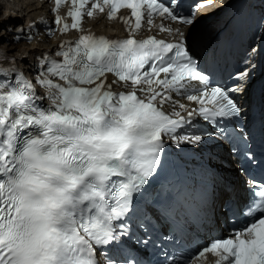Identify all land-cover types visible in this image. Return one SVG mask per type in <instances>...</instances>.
Masks as SVG:
<instances>
[{
    "label": "snow or ice",
    "instance_id": "1",
    "mask_svg": "<svg viewBox=\"0 0 264 264\" xmlns=\"http://www.w3.org/2000/svg\"><path fill=\"white\" fill-rule=\"evenodd\" d=\"M171 2L71 0V24L59 14L54 23L60 32L79 31L77 39L42 52L28 70L5 54L0 62V264H142L125 254L129 249L146 255L152 249L164 264H203L207 254L215 257L214 264H264V183L254 181H248L246 198L227 203L234 217L228 235L209 238L195 254L191 251L190 229L198 231L207 217L204 178L179 166L168 175L166 144L171 140L183 152L181 145L234 140L235 126L243 120L234 94L244 88L211 86L215 81L190 54L179 27L160 25L171 41L136 38L145 15L150 28L155 15L194 25L195 14H180ZM65 3L55 0L53 11ZM125 8L131 10L120 17L129 25L127 38L85 31V15L99 12L115 19ZM35 27L34 21L27 31ZM14 39L33 35L19 30ZM27 71L39 78L29 79ZM108 74L115 79L108 82ZM239 76L243 83L245 74ZM193 82L199 87L192 88ZM114 84L126 90L114 91ZM37 85L46 93L38 94ZM174 95L196 107L173 100ZM169 102L179 110L165 112ZM197 118L213 130L181 135ZM170 248L183 251L170 256Z\"/></svg>",
    "mask_w": 264,
    "mask_h": 264
},
{
    "label": "bare ground",
    "instance_id": "2",
    "mask_svg": "<svg viewBox=\"0 0 264 264\" xmlns=\"http://www.w3.org/2000/svg\"><path fill=\"white\" fill-rule=\"evenodd\" d=\"M234 0H216V2L204 9L200 10L197 15V20L191 27H186L177 22H171L167 18L163 17H153L154 25H148L147 21L144 24V29L146 34H159L162 37H167L168 39H173L169 32L160 31V25L172 29L181 28L186 36H191L197 31L198 27L204 20H208L204 26L206 30L209 26L215 23L216 17L221 15L226 9L227 5ZM55 8V0H0V27L2 31L0 32V50L1 55L10 54L7 59L10 61L12 56L17 58V64L22 68L28 70L30 65L34 62L36 57H38L42 52L46 50H51L55 48L58 42L62 39V35L56 34L53 37L46 35L34 36L33 40L27 41L21 39V43H16L14 37L19 33V30H25V27L31 21H37L40 17L50 18ZM61 10L65 9V5L60 7ZM148 19V17H147ZM126 24L120 23L118 20L112 19L108 20L104 14H99L95 17L88 18L83 24L85 31H94L102 34H113L118 33L120 35L126 36L128 34L126 30ZM27 35H32V33L27 32ZM190 37V38H191ZM29 74L30 71H28ZM188 104H191L189 101ZM223 176L229 177L233 183L232 190L229 192L235 194L236 196H242L243 188L241 185V176L238 173L237 167L225 168L223 171ZM233 177V178H231ZM229 183L228 178L223 184ZM227 189L220 190L222 197V202L227 195ZM222 215V212L219 211ZM218 220V217L216 218ZM202 238L205 237L204 234H199Z\"/></svg>",
    "mask_w": 264,
    "mask_h": 264
},
{
    "label": "rangeland",
    "instance_id": "3",
    "mask_svg": "<svg viewBox=\"0 0 264 264\" xmlns=\"http://www.w3.org/2000/svg\"><path fill=\"white\" fill-rule=\"evenodd\" d=\"M0 13H2V11H1ZM2 28H3V27H0V32L2 31ZM16 43H21V41L16 42ZM238 173H239V172H238ZM229 195H230V194H229ZM229 195H227V196H229Z\"/></svg>",
    "mask_w": 264,
    "mask_h": 264
}]
</instances>
